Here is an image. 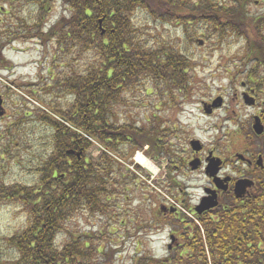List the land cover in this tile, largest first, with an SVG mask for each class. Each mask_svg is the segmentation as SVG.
<instances>
[{
    "label": "trees",
    "instance_id": "16d2710c",
    "mask_svg": "<svg viewBox=\"0 0 264 264\" xmlns=\"http://www.w3.org/2000/svg\"><path fill=\"white\" fill-rule=\"evenodd\" d=\"M204 1L30 0L39 10L35 21L23 26L33 34L32 39L51 42L58 55H90V62L80 72L72 70L66 77H57L61 80L58 88L64 90L71 102L66 106L50 104L49 110L41 111L35 121L51 129L49 153L33 164L37 183L33 187L0 185V201H16L27 218L25 226L6 239L16 255L13 264H117L122 260L121 244L110 237L109 224L115 220L110 199L120 193L114 187L124 191L122 187L132 182L129 173L124 174L122 161L147 146L146 153L152 152V158L165 157L173 166L182 168L186 159L178 157L174 145L165 141L166 133L176 138L179 129L166 127L157 114L147 121L149 125L122 120L117 109L128 106L129 95L145 91V97L158 98L157 107H167L172 121L179 106L188 101L193 69L192 60L180 49L148 44L134 18L144 12L154 22L183 27L187 35L189 27L211 23L217 34L226 37L236 17L234 0L230 7L221 3L224 0H209L208 7H204ZM58 5L63 15L52 24L54 16L50 14ZM49 72L55 81L54 72ZM19 126L17 123L16 127ZM94 141L103 147L95 159L88 157ZM172 165L169 173L177 171ZM171 184L177 190L174 181ZM249 212L250 208L246 214ZM79 215L93 220L106 218L109 222L100 230L81 232L70 226ZM257 215L261 222L254 231L241 218L240 249L225 244L222 239L227 236L219 233L222 224L216 222L210 223V230L212 226L217 228L211 233L208 250L198 235L196 244L201 249L184 244L165 260L139 255L132 264H238L237 253L244 259L242 264H249L250 253L244 243L254 237L250 232L264 230V210L260 209ZM172 217L174 225L183 226L181 219ZM121 222L123 228H130L126 218Z\"/></svg>",
    "mask_w": 264,
    "mask_h": 264
},
{
    "label": "rangeland",
    "instance_id": "374dc122",
    "mask_svg": "<svg viewBox=\"0 0 264 264\" xmlns=\"http://www.w3.org/2000/svg\"><path fill=\"white\" fill-rule=\"evenodd\" d=\"M231 2L232 0H224L221 3L230 7ZM208 3L209 0H205L204 7H208ZM236 9L240 11L239 6L235 8V12ZM62 12L60 5L54 8L50 14L54 16L52 24L63 15ZM210 14L213 15L211 12ZM37 16L39 10L30 0H0V97L4 99L0 112L4 114L5 111L4 117H0V185L3 186L33 187L37 183L38 176L33 173V164L35 166L37 163L35 159L49 153L51 129L35 121L41 111L49 110L50 104L66 106L71 102L64 90L58 88L57 84L61 80L57 77H66L72 70L80 72L90 62V55L85 54L83 57L64 56L61 53L58 55L51 42H43L45 44L43 45L39 40L32 39L33 34L23 26L25 22L31 25ZM134 24L141 29L142 37L148 44L169 45L186 53L193 62V69L187 90L188 101L179 106L172 121L166 112L167 107H157L158 98L154 95L145 97V91L128 96V106L123 105L117 109L120 118L143 126L149 125L147 121L157 114L166 127L179 129L181 132L176 138L170 137L171 133L170 135L166 133L165 141L174 145L173 150L178 157L186 159L182 168H185L190 158L189 143L192 140H198L208 147L217 145L227 157L243 154L244 151L253 148L250 143L248 144V135L244 131L246 129L239 132L238 127L233 126L237 123L244 124L254 113L246 107L239 108L238 105L233 109L235 102L230 100L236 84L232 77H237L235 69L238 64L236 56L239 48L235 40L217 34L211 23L201 24L195 28L189 27L190 34L187 35L183 27L160 21L154 22L144 12H139L135 16ZM200 42H203L202 46ZM49 70L54 72L55 81H52ZM147 93L151 94V90H147ZM225 97L228 99L227 106L230 105L227 111H218L211 114L210 118L204 116L199 105L201 101L210 103L215 99L222 100L221 104H224ZM229 121H233L231 126ZM17 123H20L19 127H16ZM222 127H229L223 133L226 135L231 132L230 135L221 136L219 129ZM94 144L95 146L88 152V157L95 159L103 147L96 141ZM146 152L137 151L131 158L122 161L124 174L129 173L132 182L122 187L124 191L115 186L120 193L110 199L109 204L115 217V220L109 223L110 237L115 243L121 244L123 252V258L117 261V264H132L133 259L139 255L164 258L174 253L173 250L168 251L166 247L169 242L163 231L170 224L164 213L172 204L181 205L177 199L183 200L185 205L189 203V207L193 206L201 193V187L206 184L201 172H188L185 175L169 173L172 164L166 163L167 158L154 159L152 152L150 154ZM138 156L153 162L156 170L149 171L138 164ZM178 167L173 166L176 170ZM176 178L181 183L189 182L187 186H183L185 189L183 196H180V188L183 187H179V191L172 187L171 181H176ZM23 211L22 205H17L16 201L14 203L0 201V261L3 264H13L16 257L6 239L25 226L27 218ZM125 218L129 222L128 229L121 225ZM108 222L106 218L93 220L90 216L79 215L70 226L81 232H91L100 230V227ZM177 230L182 232L181 238L184 244H187V233L183 228ZM121 237L123 238L120 239ZM175 242L174 239L170 244L177 247Z\"/></svg>",
    "mask_w": 264,
    "mask_h": 264
},
{
    "label": "flooded vegetation",
    "instance_id": "af4514ba",
    "mask_svg": "<svg viewBox=\"0 0 264 264\" xmlns=\"http://www.w3.org/2000/svg\"><path fill=\"white\" fill-rule=\"evenodd\" d=\"M234 4L236 8L239 6L240 11L236 9L234 26L228 27L225 35L235 40L239 50L236 56L238 64L235 69L237 77H232V81L236 83L234 85L235 92L233 97L229 98L235 102L233 109L238 105L239 108L246 107V109L254 111L244 124L233 125L235 128L238 127L239 132L246 129L244 131L248 135V144L250 143L253 148H250L251 151L249 149L244 151L243 154L227 157L217 145L208 147L199 143L200 149L196 152L191 143L193 140L190 141V158L186 162L185 168L178 167L176 172L182 173L180 175H185L188 172H201L206 184L201 187V193L193 206L189 207V203L186 206L183 200L177 199L181 204L180 208H176L174 204L167 207L168 211L164 215L168 218L170 226H167L163 234L165 233L169 242L166 245L168 251H174L175 248L184 245L181 238L182 232L177 230L180 228H183V231L187 233L189 248L201 249L200 244H196L199 235V241H204L205 248L208 250L210 237H213L211 233L217 228V226H212V230H210V223L216 222L222 224L219 233H225L227 236L225 240L222 239L225 244L230 248L234 246L240 249L242 245L240 228H243L241 218L243 217L248 222L250 231H254L258 227V223L261 222L257 213L260 209L264 210V0H234ZM225 99H223L224 104H221L222 100H218V102L220 101L218 106L214 105L215 99L210 103L201 101L199 105L201 110L203 109L204 116L208 118L218 111H227L230 105L227 106L228 99ZM256 121L260 123L259 133L255 129ZM229 122L231 126L233 121ZM226 129L229 127L219 129V132L222 133L221 136L230 135L231 132L224 135L223 132ZM194 160L200 162L198 167L193 170L191 163ZM174 183L177 185V191H179V187L189 184L188 181L181 183L178 178ZM184 190V187L180 188L182 193L180 196L184 195ZM197 208L201 210V213ZM249 208L250 212L246 214ZM172 215L175 216V219H181L186 225H174ZM232 219L233 222H230ZM224 223H233L234 226H226ZM250 233L254 237L251 241L244 243L250 253L249 264H264V230ZM174 239L177 247L170 244ZM168 256L166 255L163 259L169 258ZM208 257L211 259L210 255ZM235 260L236 263L242 264L244 259H242L241 253L236 254Z\"/></svg>",
    "mask_w": 264,
    "mask_h": 264
},
{
    "label": "water",
    "instance_id": "95a60500",
    "mask_svg": "<svg viewBox=\"0 0 264 264\" xmlns=\"http://www.w3.org/2000/svg\"><path fill=\"white\" fill-rule=\"evenodd\" d=\"M201 44H203V43H201ZM218 101H215V106H218V105H220V101L217 103ZM2 99L0 98V108H1V106H2ZM1 116H3V112H0V117ZM257 123H256V126H255V129L257 130V132L259 133V126H260V123H259V121H256ZM192 146H193V148H194V150L195 151H199V149H200V145H199V142L198 141H194V142H192ZM199 160H195V161H193L192 163H191V166H192V169L194 170V169H196L197 167H198V165H199ZM217 165H219V162H217ZM215 205V204H214ZM213 205V206H214ZM212 206V205H211ZM207 208V207H206ZM197 210L199 211V213H201V210L199 209V208H197Z\"/></svg>",
    "mask_w": 264,
    "mask_h": 264
},
{
    "label": "bare ground",
    "instance_id": "6f19581e",
    "mask_svg": "<svg viewBox=\"0 0 264 264\" xmlns=\"http://www.w3.org/2000/svg\"><path fill=\"white\" fill-rule=\"evenodd\" d=\"M137 163L142 165L143 167L147 168L149 171H153L154 172L156 170L155 165L153 164V162H151V161H149L147 159H144V157H142V156H138L137 157ZM166 163L168 164L169 162L166 160ZM175 172L176 171H174L173 173H175Z\"/></svg>",
    "mask_w": 264,
    "mask_h": 264
}]
</instances>
